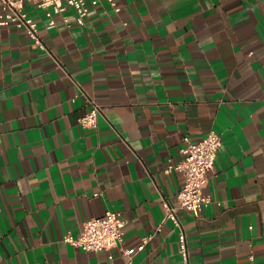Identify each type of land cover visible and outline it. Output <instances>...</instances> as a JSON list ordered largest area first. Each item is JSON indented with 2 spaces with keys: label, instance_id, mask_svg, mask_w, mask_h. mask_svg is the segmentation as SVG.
<instances>
[{
  "label": "crops",
  "instance_id": "0c3cea01",
  "mask_svg": "<svg viewBox=\"0 0 264 264\" xmlns=\"http://www.w3.org/2000/svg\"><path fill=\"white\" fill-rule=\"evenodd\" d=\"M116 1L54 28L28 1L45 49L0 24V264H181L182 230L191 264H264V0ZM211 129V200L177 226L164 201L179 205L183 137ZM107 209L121 245L67 239Z\"/></svg>",
  "mask_w": 264,
  "mask_h": 264
},
{
  "label": "built area",
  "instance_id": "2783aa9c",
  "mask_svg": "<svg viewBox=\"0 0 264 264\" xmlns=\"http://www.w3.org/2000/svg\"><path fill=\"white\" fill-rule=\"evenodd\" d=\"M28 1L44 9L48 16L47 27L54 28L58 25L55 14H62L67 7L75 10V22L84 24L90 7L97 4L99 0H0V24L23 27L35 43L45 49L46 44L40 36L38 22L26 9ZM108 1L116 11L121 9V5L116 0ZM63 21L65 24L71 22L69 16L66 15ZM87 103L89 107L80 117V123L84 127H95L98 125L101 106L90 97H87ZM183 142L181 151L184 157L174 166L183 173V184L177 192L179 205L174 206L164 201L166 218H171L177 226L181 225L177 215L178 207L186 209L193 215H198L210 202L211 197L205 192V187L215 168L217 152L222 139L219 132L211 129L199 140L184 136ZM125 225L126 219L120 210L107 209L103 214L85 220L81 233L77 237L69 236L67 239L88 251L111 249L121 245ZM148 238H144L138 247H124V254L127 258L130 259L138 249H142ZM180 253L181 264H191L187 238L183 230L180 234Z\"/></svg>",
  "mask_w": 264,
  "mask_h": 264
}]
</instances>
